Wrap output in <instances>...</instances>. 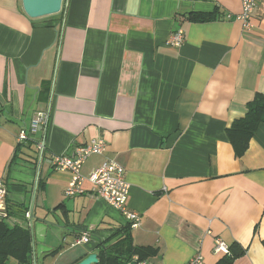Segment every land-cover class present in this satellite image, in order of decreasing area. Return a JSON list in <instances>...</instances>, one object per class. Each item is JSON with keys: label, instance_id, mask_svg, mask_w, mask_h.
Here are the masks:
<instances>
[{"label": "crops", "instance_id": "0c3cea01", "mask_svg": "<svg viewBox=\"0 0 264 264\" xmlns=\"http://www.w3.org/2000/svg\"><path fill=\"white\" fill-rule=\"evenodd\" d=\"M241 11L242 0H65L33 18L22 0H0V181L15 210L0 219L31 230V264H78L128 233L157 249L151 264L198 253L216 264L217 238L245 248L232 264H264V122L242 156L227 133L264 94V0L250 29ZM193 12L215 19L192 21ZM179 29L184 43L168 44ZM39 112L48 122L19 151ZM96 137L106 150L82 171L119 162L138 227L89 180L67 195L72 173L51 164ZM84 233L90 241L76 244Z\"/></svg>", "mask_w": 264, "mask_h": 264}, {"label": "built area", "instance_id": "2783aa9c", "mask_svg": "<svg viewBox=\"0 0 264 264\" xmlns=\"http://www.w3.org/2000/svg\"><path fill=\"white\" fill-rule=\"evenodd\" d=\"M258 0H242V11L236 16L246 29L254 26L252 15L257 6ZM185 41L184 30L179 29L168 38L167 43L173 46H181ZM48 114L39 112L30 123L29 128L22 129L18 134V141H27L31 134L36 133L41 126L48 122ZM38 151L42 156L46 143L39 141L37 144ZM106 150V142L102 137L93 138L86 143L75 148L71 155L60 154L53 156L51 164L55 168L65 169L72 173V178L66 188L67 195H76L83 192V182L89 180L92 182L94 190L113 208L129 221L132 227H138L141 224L142 217L139 212L129 209L127 198L130 194L131 185L126 179L124 167L114 159L104 160L98 167L93 169L89 174H84L82 167L85 161L93 155H102ZM9 188L4 181H0V217L7 216V197ZM31 217L30 211L26 213ZM90 241L88 233H84L76 240V244ZM229 244L220 238L216 239L214 252L217 254H229ZM137 261V258L135 259ZM137 264H151L147 260L137 261ZM186 264H205L203 254L198 253Z\"/></svg>", "mask_w": 264, "mask_h": 264}, {"label": "trees", "instance_id": "16d2710c", "mask_svg": "<svg viewBox=\"0 0 264 264\" xmlns=\"http://www.w3.org/2000/svg\"><path fill=\"white\" fill-rule=\"evenodd\" d=\"M65 2V0H64ZM64 8V4L62 10ZM192 21H211L215 16L193 12L188 15ZM45 86V84H44ZM51 83L46 85L50 89ZM1 112V111H0ZM264 122V94L258 93L256 98L248 103V109L244 116L235 119L227 129L228 136L235 148L236 154L242 156L251 138L255 134L258 126ZM31 138V136H30ZM19 142L18 150H22ZM34 148L32 143L27 145ZM18 213H25L26 208L21 205ZM9 215H13L15 210L8 206ZM100 250L99 261L95 264H129L137 258V261L147 260L155 256L157 249L151 246L133 245L131 234L128 233L118 242L105 246ZM229 254H225L216 264H232L237 258L242 256L246 250L238 243L229 245ZM33 259V236L31 230L19 224L10 225L4 219H0V264H31ZM151 263V262H150Z\"/></svg>", "mask_w": 264, "mask_h": 264}, {"label": "water", "instance_id": "95a60500", "mask_svg": "<svg viewBox=\"0 0 264 264\" xmlns=\"http://www.w3.org/2000/svg\"><path fill=\"white\" fill-rule=\"evenodd\" d=\"M26 13L33 17L39 18L54 15L62 10L64 0H22ZM44 127H41L43 129ZM99 261L98 254H90L78 264H95ZM129 264H137L136 260Z\"/></svg>", "mask_w": 264, "mask_h": 264}, {"label": "rangeland", "instance_id": "374dc122", "mask_svg": "<svg viewBox=\"0 0 264 264\" xmlns=\"http://www.w3.org/2000/svg\"><path fill=\"white\" fill-rule=\"evenodd\" d=\"M12 262H13L14 264H16V261H15V260H12Z\"/></svg>", "mask_w": 264, "mask_h": 264}]
</instances>
